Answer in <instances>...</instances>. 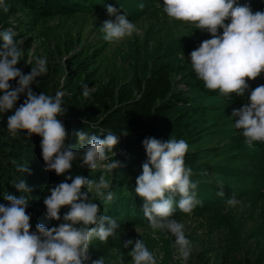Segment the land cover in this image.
I'll list each match as a JSON object with an SVG mask.
<instances>
[{"label": "clouds", "instance_id": "9594fccd", "mask_svg": "<svg viewBox=\"0 0 264 264\" xmlns=\"http://www.w3.org/2000/svg\"><path fill=\"white\" fill-rule=\"evenodd\" d=\"M133 2L138 3V0ZM250 6L243 0H163V10L149 9L165 13L171 19L194 24L196 29L211 35L190 52L189 59L205 88L218 90L225 99L233 94L243 97L249 88L245 78L254 80L264 72V11L253 12ZM105 7L107 14L115 19L103 21L100 27L103 39L118 42L132 36L137 30L136 25L126 14H118V9L111 5ZM138 8L142 10L144 5L139 4ZM0 9L4 13L9 11L6 0H0ZM226 20L229 22L225 23ZM221 29L222 34H218ZM15 35L12 30L0 31V40L3 41L0 45V113L12 110L20 94L26 93L23 103L7 117L9 134L15 136L22 131L29 137L33 134L40 136L46 170L57 175L68 172L74 160H79L80 166L89 170L101 166L112 172L119 166V161L114 158L109 161L107 153L111 152L114 157L113 146L119 143L120 136L128 133L117 136L108 132L99 139L90 137L85 131H77L78 143L73 151L66 144L68 133L65 126L57 119L66 112L62 106L63 93L58 91L50 96L41 92L37 95L29 87L37 76L47 74V59L35 58V66L28 74H23L15 67L23 53L18 47L22 41L18 44ZM14 79L17 81L15 88L9 83ZM83 89L82 95L87 97L88 85ZM248 101L233 110L232 117L235 118L234 127L241 130L245 144L251 147L256 142L264 143V85L251 90ZM142 145L147 162L142 165V174L136 178L135 194L143 200V215L153 234L160 231L174 237L171 246L175 249V258L186 262L194 246L185 234V225L172 217L177 208L190 215L194 208L202 206L196 189L203 180L193 182L190 179L193 173L185 166L184 157L189 148L185 140L162 142L150 137L145 138ZM18 170L29 171L23 166ZM12 185L23 195L18 198L5 194L4 199L8 203L0 204V264H86L89 261L91 264H105L103 256L92 260L88 252L94 238L107 241L120 229L116 219L101 212V203L96 204L97 200L110 202L114 197L109 190L110 182L103 175L98 182L83 175H69L65 182L49 188L50 195L43 199L47 217L60 220L61 207L68 206L69 210L63 216L64 223L52 228L38 223L35 232H30V215L26 213L28 198L24 195L31 189L23 179L14 180ZM82 188L86 191L82 192ZM94 193L97 199L93 198ZM217 194L224 195L222 191ZM226 204L229 208L243 206L234 195L226 199ZM121 218L124 219L122 215ZM120 223L130 227L126 220ZM129 246H132L127 253L131 264H158L157 257L143 240L123 242L124 249ZM160 259H163V253ZM113 264H125L122 254Z\"/></svg>", "mask_w": 264, "mask_h": 264}, {"label": "trees", "instance_id": "16d2710c", "mask_svg": "<svg viewBox=\"0 0 264 264\" xmlns=\"http://www.w3.org/2000/svg\"><path fill=\"white\" fill-rule=\"evenodd\" d=\"M142 2L146 3L147 9L150 7L154 8L152 0H138V3H133V0H6V3L9 5V11L4 13L0 9V21L3 22L1 31H4L3 28L9 25L7 20L9 17H13V20L18 23L16 25L17 28L20 25V27L26 28V32L28 33L35 31L45 17L59 15L62 18L61 23H53L48 29L43 28V31L41 30L39 35V42L42 48H44V57L47 59V74L37 76L29 87L37 95L43 92L45 95L50 96H54L60 91L59 88L61 87L66 89V93L62 96V106L66 109V112L65 115L58 116L57 119L65 126L68 133L66 144L73 151H75L78 143L76 137L77 131H85L90 137L96 136L97 138H99L97 133L100 127L104 130V132L102 130V136H105L108 130L117 136L125 132L128 133L127 137H124L127 140L122 141V137L120 136L119 143L113 146L112 149V151L118 148L121 150L114 159L120 161L118 167L122 169V172H117V167L112 172L100 174V176L103 175L104 178L111 179L113 182L119 180L118 183H114L109 188L114 194L112 201L106 202L103 199L96 201V204L101 203L102 210L106 212L105 215L112 216L118 223L126 220L127 226H149L142 224L147 219L144 217L142 211V198L135 194L136 178L142 174V165L147 162L142 141L150 137L159 139L162 142L168 139H175L177 141L183 139L189 146L184 161L185 166L192 169L193 174L190 179L193 182L200 181V179L201 181L203 180L202 184H199L196 189L197 198L202 201V205H205L201 212L205 213V211L210 209L211 214L206 215L209 219V224L216 226L213 223L215 222L225 230L222 234V242L219 245H214L209 240L210 235H205V237L201 238L195 236L194 233L191 234L187 238L193 243V253L188 261L182 262L177 259L176 264H264V223L260 224V221L256 220L253 226L251 225L247 230H243L241 219L244 213H249V211H244L243 206L228 207L227 211L222 210L226 199L233 194L235 196L239 195L238 199L243 198L247 202L248 199L245 196H240L243 193L242 186L239 187L233 184V182L235 177L238 179L241 175V177L247 179V186L255 187V180L258 174L261 170L264 173V143L256 142L253 146L249 147L245 144L244 138L241 135L239 138L233 137L230 140L232 141L230 144L222 146L219 150L204 151L203 147L208 142L209 137L213 135L212 132L215 126H213L212 121L207 116L202 115L196 110L198 108L204 109L205 104L198 101L192 95L191 92L193 91L190 90L191 86H197V89L202 90V87H204L203 81L194 83V79L185 80L184 77L181 78L187 85V97L183 99L184 102L181 103V106H177V103L173 102L175 100L173 98L174 91L166 81L167 78L170 79L169 74L173 71L171 65H167L169 64L166 61V58L169 56L168 54L160 57V62H163L164 65L156 68L150 65L149 58L147 59L148 64H145L146 56L137 48L141 47L140 45H129V49L116 47L112 52V56L120 54L122 59H126L127 53H136L138 56H141L144 59L142 62L143 74L137 76L134 71L135 62L133 60H126V65H120L117 68L114 66L116 75H111L108 83L100 86L101 88L96 87L91 93L92 97H90V100L81 101L80 98L83 96L82 92L84 90L82 87L92 81L95 82V78H92V73L87 72V68L93 66L91 71H98L94 67V63L97 61L100 64L101 59H98L99 54L107 43L103 39V33L99 29L100 25L93 26L98 32L96 34L98 39L93 45L95 47L93 55L89 52V45H78L80 49L67 58L64 65L51 58V55L57 53L60 47H65L69 51V46H71L72 42L83 44L80 40L81 35H78L76 39L70 36V27L77 24L83 26L84 23L90 22L77 12L89 9L96 13L107 14L106 5L113 7L120 5L134 11V14H126L127 18L132 20L138 17L139 14L146 12V8L142 11L138 8V5L142 4ZM154 9L158 10L157 8ZM261 10L263 9H257L256 7L252 9L253 12ZM155 13L158 14V12ZM113 18L115 19V17ZM175 22L180 25L177 21ZM166 24H170L176 28L173 21H168ZM171 31L174 30L167 27L164 37L165 45H186V41L182 37L177 39L169 37ZM218 33L221 34L220 31ZM61 34H63L62 37H60ZM188 35H192V33L190 32ZM208 37L211 38V35L208 34ZM101 40L102 44L99 43ZM2 44L3 42L0 40V45ZM37 54L36 58H41V53ZM26 56L27 52L24 56L22 54L21 60L15 65L23 74H28L32 66H35V59L27 62L25 61ZM112 56L108 55L107 58ZM108 61L110 62V60ZM111 62L114 64V59ZM128 72H131L132 75L129 80H126L125 74ZM149 72H151V76L147 77ZM116 78L118 79L116 80ZM87 80H90V82H87ZM118 82L121 83L118 85ZM9 83L13 88L17 86L15 79ZM134 89L141 91L139 93L144 98L143 100H135L128 104V101L134 98L132 97ZM128 92H130V95H128ZM157 96L161 97L160 101L154 100ZM25 97L26 93H21L12 110L0 113V204L7 205L8 202L4 199L5 194H12L18 198L23 195L12 185L14 180L23 179L31 189L30 192L24 195L28 198L26 213L30 215V232H35L38 223L42 224L45 228L59 226V221L62 222L64 214L69 210L68 206L61 207L59 212L60 220H51L47 217L43 199L50 195L49 188L65 182L66 177L69 175L73 177L75 175H83L89 180H97V174L100 172L98 169L89 170L86 166L81 167L80 161L74 160L72 168L68 172L64 175H57L54 171L46 170L41 155L40 136L33 134L29 137L22 131L15 136L10 135L6 126L7 117L14 113L15 109L23 103ZM231 97L233 100L229 102L233 106L237 105L236 109H239L241 107L239 103L240 97L235 94ZM102 108L104 109L102 110ZM171 108L179 110L180 115L177 116L175 113L172 116L169 115V118L164 122L163 115L161 117L160 115ZM136 110L139 113H136ZM99 119L101 120L98 122ZM96 122L98 124L97 127L94 126ZM160 124H165L166 128H161ZM203 153H206L207 156L201 157ZM239 153L251 154L254 162L246 163L248 160L244 157H238ZM107 155L110 157L111 152H108ZM204 158L207 159L205 160ZM258 158L260 161H258ZM216 159L222 160L216 162ZM243 161H245L247 169L254 174L255 178L251 181L246 174L248 172L244 173V170H241V163ZM20 166L28 169L31 174H29V171L20 172L18 170ZM208 166L214 168L215 171L217 170L216 176L220 178L217 190L224 193L223 197L219 195L218 197H212L210 194L213 182L209 181L206 184V181H208L206 180L208 173L206 167ZM134 167L138 168L133 171ZM131 172H134L135 178L129 181L127 178ZM203 174L204 176L202 177L201 175ZM66 182L71 183V180H67ZM121 185H123V189H120ZM224 190H228V192ZM81 191L83 192V188ZM239 191H242V193H239ZM263 194L264 190L257 191V193L248 196L249 199H258ZM93 198H98L95 196V193ZM176 198L178 199V196ZM218 198L221 199L220 202H218ZM254 207L255 205H253L250 215H252ZM262 210L264 215V202ZM121 215L124 217L123 220ZM179 215H181V211L174 213L172 218ZM112 239L114 240L111 242L113 245L110 246L111 253H109V257H116L120 254L127 255L128 249L123 248V242L130 238L115 235L112 236ZM146 240H148L149 244L152 242L157 246H162L163 243L173 242L174 237L166 234L165 237L149 236L146 237ZM104 242L106 243L107 241ZM106 245L109 247L110 244ZM114 247L119 248L114 250ZM92 248L96 252L95 254L100 253L97 246ZM114 251H118L120 254L113 253ZM165 253L168 254L169 251L166 249ZM167 254H165V257H167ZM167 258L169 261V255Z\"/></svg>", "mask_w": 264, "mask_h": 264}, {"label": "rangeland", "instance_id": "374dc122", "mask_svg": "<svg viewBox=\"0 0 264 264\" xmlns=\"http://www.w3.org/2000/svg\"><path fill=\"white\" fill-rule=\"evenodd\" d=\"M243 1L245 3L251 4V6H252L251 10L256 7L257 9H263L261 11H264V4H261V3H264V0H243ZM152 2L154 3V5H156V7H154V8H158V9L160 8V10H163V0H152ZM142 4L144 5V8L148 7L145 2L144 3L142 2ZM239 4L242 5L243 2L239 3ZM157 5H161V6L158 7ZM253 5L255 7H253ZM116 8L118 9V12H120L118 14H122V15L123 14H128V15L134 14V11H132L129 8L126 9L125 7L120 6V5L117 6ZM152 9H149L144 14H139L138 17H136L132 20H129L130 22H132L136 25V29H137L132 34V36L125 37L118 42H116V41L107 42L105 44V46H104V48H102L103 50L99 54V58H98V59H101L100 64H98L97 61H95V63H94V67L98 71L92 72L91 69L93 68V66H90L89 68H87V72L92 73V78H95V82L94 81L90 82V80H87V82H90V83L86 84V85H88L89 95L87 97L82 96L80 98L81 101H87L88 99L90 100V97H92L91 93H92V91L95 90L96 87L99 88L100 86L105 85L106 83H108V79L111 75L112 76L116 75V72H114V66L117 68L120 65H126V60H130V61L133 60L135 62L134 71L137 74V76H140L141 74H143L142 62L144 61V59L141 58V56H138L136 53H127V55L125 57L126 59H122L120 57V54L119 55L115 54L112 56V52L115 50L116 47H124L125 49H129L130 48L129 45H140L141 47H137V48H139V50L142 53H144V55L146 56L145 57V60H146L145 64H148L147 59L149 58V62H151L150 65H153L156 68L162 67L164 65L163 62H160V57H164L166 54H168L169 56L166 58V61H168L169 64H167V65H171L173 71L171 74H169L170 79L167 78L166 81L172 87V89L174 91V97L173 98L175 100H173V102L177 103V106H181V103L184 102L183 99H186V97H187V94H186L187 85L183 81V79H181V78L184 77L185 80L186 79H188V80L194 79V83H198V82L202 81V80L197 78L195 71L191 67L189 54L191 51L195 50L200 45V43L202 41H204L206 39H210L208 37L209 33L207 31L205 33V30L202 31V30L196 29L194 24H189L187 22H182L179 20L171 19V18L167 17V14H165V13H161V12L159 13L158 12V14H157V13H155V11H151ZM77 13H79L80 16L85 17L90 22L84 23L83 26L77 24V25L69 28L70 36L73 37L74 39H76L78 37V35H81L80 40H81V43H83V44H78V42H72V44H70L71 46H69V51H67L65 49V47H62V48L60 47L57 53L51 55L52 60L59 61L62 65H64L67 58H69L74 52H76L78 49H80V46H78V45H89V52L93 55L95 53V47L93 45L96 42V40L98 39V36L96 35L98 32L93 28V26L100 25L99 26V29H100L103 21H105V20H113L114 21V18L110 17L108 14L96 13V12H93L92 10H89V9H87V11H79ZM7 20L9 22V25H6L5 28H3V30H12L16 34L14 38L16 39L18 44L20 43V41H22L18 45V47L23 50V53H22L23 56L27 52V56H26L25 61L28 62V61L35 59L36 55H38L37 53H39V54L41 53L40 54V55H42L41 58H45L44 57V48H42V46L39 42L40 31L41 30L43 31V28L48 29V27L53 25V23H61L62 18H60L59 15H54L51 17H45L40 22V25L38 26V28L35 31L28 32V33L26 32V28L20 27V25H19V28L16 27V25L18 23L15 20H13V17H9ZM168 21H173L176 28H174L170 24H166ZM175 21L180 23V25H178ZM228 22L229 21H227V20L225 21V23H228ZM66 23H67V21H66ZM2 24H3V22L0 21V31L2 30L1 29ZM167 27L174 30V31L170 32L169 37H171L173 39H177V38L182 37L186 41V45H165L164 37H165V34L167 32ZM219 31L222 34V29ZM190 32L192 33V35H188ZM62 36H63V34L60 35V37H62ZM49 41L51 42V40H49ZM52 43H53V41H52ZM99 43L102 44V40ZM49 45H53V44H49ZM149 53H150V55H149ZM108 55H111L112 57L107 58ZM183 55L185 58L183 57ZM113 59H114V64L111 62V60H113ZM108 60H110V62ZM115 60H116V62H115ZM176 70H178V71L176 72ZM59 74H61V73H59ZM131 75H132L131 72L126 73L125 74L126 80H129ZM150 76H151V72H149V74H147V77H150ZM117 79L118 78H116V80ZM245 79L249 85V88L245 91L244 96L240 97L239 103H240L241 107L243 105L249 103L248 96L250 95L251 90L255 89L259 85H264V72H262L254 80H247V78H245ZM120 83L121 82H118V85ZM145 86H146V83H145ZM59 90L63 94L66 93V89H64L62 87L59 88ZM190 90L193 91L191 93H192V95H194L197 98L198 101L202 102V104H205L204 109L198 108L196 110H198L202 115L207 116L209 118V120L212 121L213 126H215V129H213V132H212L213 135H211L209 137L208 142L203 147L204 151L205 150H214V149L219 150L222 146H226V145L230 144L232 142L230 140L233 137L239 138L241 136V130H238L234 127L235 118L232 117V112H233V110H235L237 108V105L233 106V104L229 102V101L233 100L232 97L223 99V97L219 96L218 92H216L218 90H216V91L208 90V89H205V86L202 87V90L197 89V86H194V87L191 86ZM139 92H141V91L134 89V92L132 93L133 94L132 97H134L132 99H134V100L131 99L130 101H128V104L131 102H134L135 100H137V101L143 100L144 97H142ZM128 95H130V92H128ZM105 100H107V98H105ZM154 100L160 101L161 97L157 96V97H155ZM104 108H102V110ZM179 112L180 111L179 110L177 111L176 108H171L170 110L164 111V113L162 112L160 117L163 115V120L165 122L167 120V118H169V115L172 116L175 113L177 116H179L180 115ZM136 113H139V111L136 110ZM100 120L101 119H99L98 122ZM94 126L95 127L98 126L97 122H96V124H94ZM160 126H161V128H164V129L166 128L165 124H160ZM102 130L103 129L100 127L99 132L97 133L99 136V139L104 138V136H102ZM103 132H104V130H103ZM108 132H110V131L108 130ZM170 136H172V135H170ZM121 137H122V141L127 140V139L126 140L124 139V137H127L126 135H122ZM112 152L115 154L114 155V157H115L119 152H121V150L118 148L116 150H113ZM204 156H207L206 153L201 154V157H204ZM114 157L111 153L110 157H108L109 161H111ZM238 157H244L246 160H248V162H246V163L254 162L253 156L249 153H246V154H240L239 153ZM204 159L206 160L207 158H204ZM261 159H262V154H261ZM220 160H222V159H220ZM220 160L216 159V162H219ZM258 161H260L259 158H258ZM246 163H245V161H243L241 163L242 164L241 170H244V173L248 172L246 174L248 176V179L251 181L255 177H254L253 172H251L247 169ZM218 165H221V164H218ZM137 168L138 167H134L133 171H135V169H137ZM206 168H207L206 171H208V173L206 175V180H208V181L205 180L206 184H208L209 181L213 182L211 184L212 185V191L210 194L212 195V197H218L217 187H218V183H220V178H218L216 176L217 170L215 171L214 168H210L209 166ZM97 169L100 172L97 174V178H98L97 182H98L100 174L106 173L107 171H105V169L101 166H98ZM117 172L121 173L122 169L120 167H118ZM201 176L203 177L204 174ZM134 178H135L134 172H131V174L128 176L127 179L130 181ZM105 179L110 182V187H112L114 185V183H118V181H119V180H117L116 182H113V181H111V179H107V178H105ZM246 181H247V179L245 177H241V175H240V177L238 179L235 177V180L233 182V184H235L239 187L242 186L241 189H242L243 193H242V191L241 192L239 191V193H242V194H240V196L243 195L248 199L247 202H245V200L243 198L239 199L242 201L243 210L249 211V213H244V215L241 219L243 230H247L251 225L253 226V224L255 223L256 220L260 221L259 222L260 224L264 223V215H263V210H262L263 202H264V194L261 197H259L258 199L257 198L256 199H249V196H248V195H253V194L257 193V191L264 190V173H263V171L261 170V172L258 174V177L255 180V183H256L255 187L250 186V185L247 186L248 183H246ZM120 187H121L120 189L124 188L123 185H121ZM84 191H86V189H83V192ZM224 191L228 192V190H224ZM245 194H247V195H245ZM89 195H91V193ZM238 196H235V197L238 199ZM254 196H257V195H254ZM220 201H221V199L218 198V202H220ZM141 203L143 204V200L141 201ZM253 205H255V207L252 211V215H250V211L252 210ZM204 207H205L204 204L202 206L198 205L196 208H194L196 210H193L196 212H192L190 215L182 212L181 215H179L173 219H176L178 222L183 223L185 225L184 231H185V234L187 237H189L193 233L195 236L201 237V238L205 237V235H210L209 240L212 241V243H214V245H219L222 242L221 241L222 234H223L225 229L223 227H220V225H218L215 222H213V223L216 226H212L209 224V219L207 218L206 215L211 214L209 211L210 209L208 211H205V213H203V212H201V210H203ZM222 208H223L222 209L223 211H227V208H228L227 204L225 203L222 206ZM133 211H134V209H133ZM178 211L180 212L179 209L176 210V212H178ZM101 212L103 214L106 213L103 210H101ZM231 212H232V209H231ZM59 222L61 224L64 221L62 220V222L61 221H59ZM118 224H120V229L117 230L116 235L127 236L133 241H135L137 239H141V240H143V242L145 243V245L149 249V251L153 252L154 255L157 257L158 263L176 264L177 259L175 258V256H176L175 249L171 246L174 241L163 243L162 246H157L152 242H150L152 245L149 244L148 240H146V237H149V236L165 237L167 233L157 231L155 234H153L152 229L150 228V225H149L147 220L144 221V223H142V224L149 225L147 227H145V226L125 227V226H123V223H118ZM113 240L114 239H112V237H109V239L105 243L104 241H100V240L95 239L92 242V244L89 245V249H88V252H89L91 259L95 260V259H98L100 256H103L105 259V264H111V262L113 264V262H115L118 258V256L109 257V253H111L110 246L113 245V244H111V242ZM106 244H110L109 247H107ZM94 246L98 247V249L100 250V253L98 252L97 254H95L96 252H94V249L92 248ZM129 247L130 248H128V252L131 251L132 246H129ZM117 248H119V247H117ZM117 248L114 247L113 249L116 250ZM166 249L169 251L168 254L165 253ZM113 253L120 254V253H118V251L117 252L114 251ZM161 253H163V259H160ZM165 254H167V257L169 255V261H168V258L165 257ZM122 258H123V261L125 264H131V257L128 256V254L125 256L122 255ZM192 261H194V260L192 259ZM86 264H91V262L90 261L86 262Z\"/></svg>", "mask_w": 264, "mask_h": 264}]
</instances>
